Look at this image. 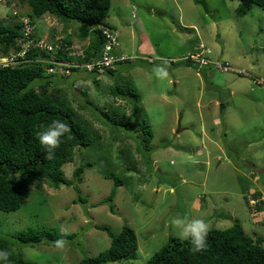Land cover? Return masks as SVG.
<instances>
[{
	"label": "rangeland",
	"instance_id": "1",
	"mask_svg": "<svg viewBox=\"0 0 264 264\" xmlns=\"http://www.w3.org/2000/svg\"><path fill=\"white\" fill-rule=\"evenodd\" d=\"M199 1L110 0L105 20L117 30L113 53L127 56L125 62L113 74L65 70L67 80L55 78L58 86L69 85L67 97L98 129L101 146L75 147L73 160L61 167L74 181V169L91 164L78 183L86 202H73V185L53 188L43 180L41 188L30 187L18 209L0 210V237L27 264H76L99 253L111 237L95 224L117 235L126 223L137 236L132 259L106 264H146L169 236L177 237L174 217L204 220L218 229L237 220L245 233L264 237V9L253 4L248 14L237 16L236 0H205L207 10ZM27 9L17 0H0V20L16 22L13 11L21 19ZM72 23L43 15L34 19L35 33L47 40L70 37L71 52L82 55L89 38H80L79 24ZM193 53H201L192 55L197 63L185 64ZM158 66L167 68L166 78L155 75ZM124 79L133 82L153 131L148 164L132 130L104 115L107 104L131 115L128 100L109 93ZM109 168L126 183L116 186L113 213L104 200L114 182L99 172ZM29 227L78 235L63 248L47 242L31 246L16 238Z\"/></svg>",
	"mask_w": 264,
	"mask_h": 264
},
{
	"label": "trees",
	"instance_id": "2",
	"mask_svg": "<svg viewBox=\"0 0 264 264\" xmlns=\"http://www.w3.org/2000/svg\"><path fill=\"white\" fill-rule=\"evenodd\" d=\"M17 1L28 8L22 17L28 18L29 31L26 32L24 22L17 19L19 15L16 11L11 14L12 20L16 19V22L7 23L0 20L1 52L24 49L25 43L28 46L19 64L0 67V210L8 212L18 209L29 195L30 187L35 184L36 188H41L43 180L53 188L73 185L76 191L73 202L84 203L86 200L82 198L78 183L81 181L85 166L91 164L86 163L74 169L72 174L76 182L67 179L61 167L73 160L75 147L89 145L94 147L97 143L100 147L102 135L72 106L65 89L69 88V85L58 86V82L68 79L69 73L65 70L72 73L81 70L87 73L113 74L116 65L125 62L126 57L118 59L111 67L103 66L102 72L97 71L96 63L110 42L109 34L118 37L116 28L105 20L110 0ZM236 1L237 16L248 14L253 4L264 9V0ZM43 15H50L65 25L73 24L72 22L79 24V37L89 38L82 55H74L71 52L70 37L47 40L35 33L34 19ZM114 49L113 42L108 53H113ZM195 54L201 53H193L191 56ZM191 56L182 61L185 64L197 63ZM60 61H69L71 64L61 65L58 63ZM88 63L93 65L90 70L85 67ZM55 67L61 68L58 70ZM52 68L55 71H52ZM35 79L39 82L31 84ZM120 82L113 84L109 88V93L126 98L132 106V113L125 117V114L118 111L114 105L107 104L108 112L105 111L104 115L112 122L132 130L134 135L132 138L137 144L138 151L148 164L153 131L140 112L138 106L140 95L136 92L131 79H124V83ZM84 102L90 103L88 99ZM109 112L112 113V117L107 116ZM53 119L65 121L70 132L55 150L54 158L48 160L36 138V133ZM125 156L132 160L129 152ZM99 172H103V177L114 182V187L104 200L113 213L111 202L116 186L126 184L125 179L113 168L100 169ZM255 194L260 195L259 192ZM95 227L109 234L111 237L109 246L95 255L83 256L76 264H106L123 257L130 259L134 257L138 244L136 233L131 226L123 224L117 235H113L104 224H95ZM77 235L76 232H59L53 228L29 227L17 234L16 238L31 246L44 242L55 246L53 242L62 236L65 242H75ZM263 242L264 237L245 233L241 224L235 220L225 229L209 228L207 245L199 252L194 251L188 242H182L171 235L168 242L148 258L146 264H264ZM0 248L10 252L9 261L5 264L28 263L23 253L14 250L8 239L0 237Z\"/></svg>",
	"mask_w": 264,
	"mask_h": 264
},
{
	"label": "clouds",
	"instance_id": "3",
	"mask_svg": "<svg viewBox=\"0 0 264 264\" xmlns=\"http://www.w3.org/2000/svg\"><path fill=\"white\" fill-rule=\"evenodd\" d=\"M22 19V18H21ZM123 55V54H120ZM158 78L168 76L167 68L158 66L154 69ZM70 132L69 125L61 119H53L50 123L42 126L37 131L36 138L45 152V158L51 160L54 158L55 150L63 142V138ZM174 228L177 229V238L182 242H188L194 251L199 252L205 249L209 232V224L204 220L188 219L174 217L171 221ZM57 248H63L65 239L63 236L53 242ZM10 258V252L0 248V264H5Z\"/></svg>",
	"mask_w": 264,
	"mask_h": 264
},
{
	"label": "built area",
	"instance_id": "4",
	"mask_svg": "<svg viewBox=\"0 0 264 264\" xmlns=\"http://www.w3.org/2000/svg\"><path fill=\"white\" fill-rule=\"evenodd\" d=\"M21 20L24 22L26 32H28L29 31V27L27 25L29 22L28 18L23 17ZM112 36H113L112 34H109L110 42L105 47L106 51L103 54V56L101 57V59H99L96 63L98 72H102L104 70L103 66L111 67L112 64L115 61H117L118 59H124L125 57H127V56L121 57V55L116 56L113 53H108V50L111 48V43L116 41L115 37L113 39ZM25 45L26 46L24 47V49H21L18 51L17 50L16 51H10L8 53H3L0 51V67L15 66V65L19 64L22 60V56L24 55L25 49H27V47H28L26 43H25ZM112 54H113V56H112ZM192 58H194V57H192ZM194 59L197 60L196 58H194ZM202 61H204V60L202 59ZM85 67H87L90 70L93 67V65H92V63L91 64L88 63V64H86Z\"/></svg>",
	"mask_w": 264,
	"mask_h": 264
},
{
	"label": "water",
	"instance_id": "5",
	"mask_svg": "<svg viewBox=\"0 0 264 264\" xmlns=\"http://www.w3.org/2000/svg\"><path fill=\"white\" fill-rule=\"evenodd\" d=\"M199 3L203 6V8H204L205 10H207V9H206L207 7H206L205 0H200Z\"/></svg>",
	"mask_w": 264,
	"mask_h": 264
}]
</instances>
